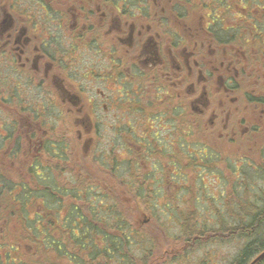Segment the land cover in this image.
<instances>
[{
	"label": "flooded vegetation",
	"instance_id": "obj_1",
	"mask_svg": "<svg viewBox=\"0 0 264 264\" xmlns=\"http://www.w3.org/2000/svg\"><path fill=\"white\" fill-rule=\"evenodd\" d=\"M260 110L264 0H0V221L11 196L62 227L116 181L189 196L206 135Z\"/></svg>",
	"mask_w": 264,
	"mask_h": 264
},
{
	"label": "trees",
	"instance_id": "obj_2",
	"mask_svg": "<svg viewBox=\"0 0 264 264\" xmlns=\"http://www.w3.org/2000/svg\"><path fill=\"white\" fill-rule=\"evenodd\" d=\"M262 162L257 172L264 176V160ZM118 182L116 181L117 184ZM136 182L139 186L135 191L127 196L118 192L110 196L111 203L108 200L102 201L97 207L86 200L79 212L72 213L69 210V215L74 216H71L70 222L53 229L47 224L44 212H29L21 205L20 237L13 240L10 237L1 238L0 235V264H152L153 253H160V242L148 231L140 232L141 228L136 224L141 211L125 209L122 200L130 197L139 204L142 192L147 189L148 180ZM36 198L46 199L45 196ZM176 198H182V204L185 205H182L184 211L176 213L181 234L177 239L166 235V240H169L166 243L172 245L171 259L176 255L171 261L177 262L182 256L205 246L206 241L218 240L222 235L228 236V241H247L231 264H251L264 251V204L256 201L258 199L264 203L262 195L256 193L255 202H247L246 205L241 202V210L236 215L235 223L223 225L217 232L209 230L206 221L203 227H199L198 214L189 208L193 201L191 194ZM233 211L235 210H229L230 215H233ZM77 213L83 217V222L79 225L75 218ZM56 221L57 218L55 223ZM159 226L165 232L164 227ZM54 234L57 236L54 237ZM135 251H138V255L134 254ZM140 252L143 254L139 255ZM256 264H264V258Z\"/></svg>",
	"mask_w": 264,
	"mask_h": 264
},
{
	"label": "rangeland",
	"instance_id": "obj_3",
	"mask_svg": "<svg viewBox=\"0 0 264 264\" xmlns=\"http://www.w3.org/2000/svg\"><path fill=\"white\" fill-rule=\"evenodd\" d=\"M262 115L263 113L260 110L259 114L257 112L250 114V117L245 116L247 127L235 130L231 128L223 129V136H220L221 128H218L219 131L216 135H206L214 146L210 149L216 155L213 160H210L211 155H208L209 160L212 161L211 163L209 160L205 163L201 162V160H196L195 168H193V171L196 172V186L192 189L191 197L193 201L189 208L198 214L199 227H203L206 221V227L217 232L223 225L235 223L236 215L241 210V202L245 203V205L247 202H255L256 193L264 197V176L257 172L259 170L257 168L260 167V163H263L262 161L264 160V155L262 156L264 151V116ZM175 135L176 133L173 139H175ZM175 150H181L180 146L175 147ZM118 151L125 152L122 148H118ZM195 151H197L198 156L206 157L202 148H196ZM181 152L180 157L183 158L182 156H186L185 153H188V150H181ZM241 159L245 160L242 161ZM175 161L178 160L176 159ZM180 161L184 163V159ZM176 165H180V163L177 162ZM171 166L168 162L165 163L166 170H164L163 176L167 175L168 180L176 174V170L173 171ZM151 169L152 167L150 166L149 169L142 166L140 175L136 177H141L143 174L145 176L154 175ZM189 174H191V171H189ZM127 176H130V174H126L124 177ZM87 177L90 176L88 175ZM161 182L160 180V185L163 187ZM168 186L169 183L159 189L158 180H152L150 177L148 183H146L147 189L142 192L141 199L138 201L139 204L130 197L122 199L124 200L125 209L128 210L130 208V211L134 212L141 211L136 224L138 228H141L139 229L140 232L147 233L148 231L160 242V253H153L152 264H231L247 241L245 239L228 241L229 239L226 235H222L218 240L206 241L205 246L195 250L193 253L182 256L177 262L171 261L176 255L171 259V254L173 253V250H171L172 245L169 246L166 243L169 241L166 240V235L177 239L181 234L180 226L176 220V213L184 211L183 206L185 204H182V198L178 200L176 198L177 195L170 194ZM114 187L117 190L115 193H120V186L117 183ZM133 187L137 189L138 183H135ZM8 199L10 203L2 208H7L8 211H5L4 220L0 221L2 224L4 223L3 225L0 223V230L3 229L4 237L17 240L20 237L18 232L21 224L12 216L10 210L15 205L11 196ZM256 201L260 202L261 205L264 204L258 199ZM231 209L235 210L233 215H230L229 210ZM134 216L137 218V215ZM159 225L164 227L165 232ZM13 226H16V228ZM140 235L142 236L143 234L141 233ZM138 239L140 240V238ZM134 254L138 255V251H135ZM142 254L140 252L139 255ZM155 258L156 260L154 261Z\"/></svg>",
	"mask_w": 264,
	"mask_h": 264
},
{
	"label": "water",
	"instance_id": "obj_4",
	"mask_svg": "<svg viewBox=\"0 0 264 264\" xmlns=\"http://www.w3.org/2000/svg\"><path fill=\"white\" fill-rule=\"evenodd\" d=\"M264 258V251L259 254L252 262L251 264H256L257 262H259L260 260H262Z\"/></svg>",
	"mask_w": 264,
	"mask_h": 264
}]
</instances>
